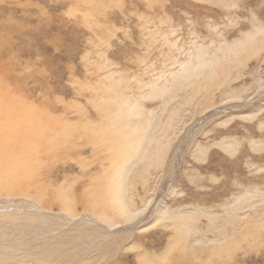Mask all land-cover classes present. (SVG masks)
Returning <instances> with one entry per match:
<instances>
[{
    "label": "rangeland",
    "instance_id": "1",
    "mask_svg": "<svg viewBox=\"0 0 264 264\" xmlns=\"http://www.w3.org/2000/svg\"><path fill=\"white\" fill-rule=\"evenodd\" d=\"M6 123L0 264H264V0H0Z\"/></svg>",
    "mask_w": 264,
    "mask_h": 264
},
{
    "label": "bare ground",
    "instance_id": "2",
    "mask_svg": "<svg viewBox=\"0 0 264 264\" xmlns=\"http://www.w3.org/2000/svg\"><path fill=\"white\" fill-rule=\"evenodd\" d=\"M253 38H254V36H253ZM247 40H249V39L247 38ZM240 42L242 43L244 41H240ZM222 71H223V69H222ZM228 75H229V73H228ZM228 85H230V84H228ZM12 124L11 123H6V124H4L5 127L3 128L4 132L0 130V158L3 157L2 159H0V167H1V169L6 168L7 166L11 165L9 162H12V164L14 163L17 166L20 165L21 167H26V168H27V166H29V167L31 166L32 167L33 164L35 163V160L37 159L36 154L37 153L40 154L39 145L41 144L40 141H42V137H41L42 135H39V132H40L39 130H44V133H45L46 132L45 131L46 128L44 127L42 129H40L41 126L39 127L38 125H31V126L29 125V127H21L20 126V129H17ZM68 127H70V126H68ZM107 128H110L111 130H108L106 133H104L105 137L107 135H110V134H113V133L117 132V130H121V131L124 130L123 126H120V127L108 126ZM126 128H127L128 131L130 130L128 126H126ZM24 130H28V131L32 130L31 135H29L27 137V135L24 133ZM33 130H35L36 132L33 133ZM41 132H43V131H41ZM101 134H103V132H101ZM137 134L139 135L140 143H141V141L146 139V136L144 134V129L143 128L141 130H138ZM32 135H36L37 141L35 140L36 138L31 140L30 137ZM232 141H231V139H230V141H228V140L222 141L224 149L227 152H231L233 149H236L235 146L233 145L235 143L232 142ZM138 144L139 143L137 141H132L130 143V139L127 138L126 141L124 142V146L128 145L125 151L132 150V149L139 150L141 145H138ZM39 154H38V156L40 157ZM230 154H234V153L232 152ZM142 157H143V159L146 158L145 155H142ZM25 158L27 159V162H26L27 166H26L25 162L23 161ZM20 166H18V167H20ZM127 166H128V163L125 162L123 167L116 173L120 174V173H122L124 171L126 173ZM116 167H119V165H116ZM7 171H9V170H7ZM124 182H125V178H124V180L122 182V185H123ZM119 192L120 191L116 192V197H115L116 198V200H115L116 204L118 205V202L121 204V207L119 206V209H120L119 213L121 215H125V216H127L129 214L128 218H130V217L132 218V216H130V212L128 210L124 209V206L122 205V200L119 198L120 197V195L118 194ZM40 201H41V199H40ZM68 210L70 212L71 209L68 208ZM71 213L73 214V210H71ZM176 218L178 219V223L176 222L175 226L178 227V229L180 231H181V227L179 225H182V227H184V229L186 231L193 230L194 229L193 222L197 221L192 216H185V215H177V216H175L173 218L169 217L168 219L169 220H171V219L176 220ZM174 220H172V221H174ZM216 236H218V235H216ZM219 240H217V239L214 240V243L216 244L218 242L217 243L218 245H222V244L224 245L225 244V242H222V240L221 241H219ZM144 260L146 261V258ZM142 261H143V259H142Z\"/></svg>",
    "mask_w": 264,
    "mask_h": 264
}]
</instances>
